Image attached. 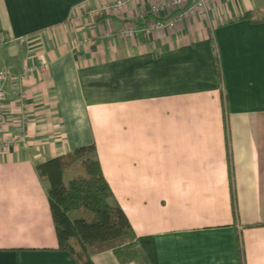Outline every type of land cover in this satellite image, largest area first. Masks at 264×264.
Returning a JSON list of instances; mask_svg holds the SVG:
<instances>
[{"label": "crops", "instance_id": "1", "mask_svg": "<svg viewBox=\"0 0 264 264\" xmlns=\"http://www.w3.org/2000/svg\"><path fill=\"white\" fill-rule=\"evenodd\" d=\"M117 1L0 0V67L34 68L4 85L0 264H78L35 165L90 144L151 264H264V0L150 32L158 0Z\"/></svg>", "mask_w": 264, "mask_h": 264}, {"label": "trees", "instance_id": "2", "mask_svg": "<svg viewBox=\"0 0 264 264\" xmlns=\"http://www.w3.org/2000/svg\"><path fill=\"white\" fill-rule=\"evenodd\" d=\"M250 16L247 12L243 18ZM79 160L85 175L64 183L63 172ZM35 169L49 182L47 200L59 250L67 251L78 264H93L88 246L107 243L122 263L151 264L103 176L93 144L37 163ZM80 209L89 211L92 219L71 216Z\"/></svg>", "mask_w": 264, "mask_h": 264}, {"label": "built area", "instance_id": "3", "mask_svg": "<svg viewBox=\"0 0 264 264\" xmlns=\"http://www.w3.org/2000/svg\"><path fill=\"white\" fill-rule=\"evenodd\" d=\"M127 0H118L112 5L113 9L120 10ZM209 0H158L155 1L150 9L152 19L145 21V31L170 30L175 27L177 22L188 14H193L205 10ZM164 15V17L162 16ZM144 18V17H143ZM135 29L128 27L124 33L127 35L134 34ZM5 37L0 35V44L5 43ZM40 68L44 69L45 63L41 61ZM34 68L24 65L22 72L14 73L7 66L0 67V134L5 124L4 107L6 100V90L4 85L8 82L16 89L25 80L27 75L32 74ZM20 124L21 120H17ZM12 140L2 141L0 146L5 148L10 145Z\"/></svg>", "mask_w": 264, "mask_h": 264}, {"label": "rangeland", "instance_id": "4", "mask_svg": "<svg viewBox=\"0 0 264 264\" xmlns=\"http://www.w3.org/2000/svg\"><path fill=\"white\" fill-rule=\"evenodd\" d=\"M84 168L85 167L84 164L82 163V160H79L76 162V164H74V166H72L66 171V174L71 175L72 177H82L85 175ZM72 216L83 217L87 220L92 219V214L85 209L73 211Z\"/></svg>", "mask_w": 264, "mask_h": 264}]
</instances>
